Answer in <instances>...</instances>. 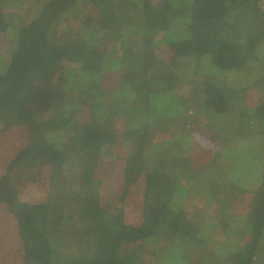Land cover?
<instances>
[{
    "label": "trees",
    "instance_id": "16d2710c",
    "mask_svg": "<svg viewBox=\"0 0 264 264\" xmlns=\"http://www.w3.org/2000/svg\"><path fill=\"white\" fill-rule=\"evenodd\" d=\"M21 1L0 0V123L26 138L0 159L6 264H264V0H26L32 18ZM160 122L164 143H148ZM72 154L87 165L76 187L31 203ZM117 156L105 206L98 175ZM157 234L178 245L152 258Z\"/></svg>",
    "mask_w": 264,
    "mask_h": 264
},
{
    "label": "rangeland",
    "instance_id": "374dc122",
    "mask_svg": "<svg viewBox=\"0 0 264 264\" xmlns=\"http://www.w3.org/2000/svg\"><path fill=\"white\" fill-rule=\"evenodd\" d=\"M16 4H17L16 10L19 11L18 15L19 14L22 15V17L24 18H30V17L32 18L35 15L36 11L39 10V4H36L33 1L23 0ZM9 12L16 13L15 10H10V9ZM82 14L83 11L81 5H78L76 8L70 11L68 16L69 19L67 20L69 22V27H67L68 25L65 24V27H67V29L64 30V34L67 36L66 38H70L72 40L75 38L77 39L81 38L82 36V34H80L81 32L77 33V30L72 28L76 27L75 25L76 24L78 25L79 21H82L80 17L82 16ZM4 39L5 38L0 35V44H3ZM262 101L263 100H253L252 104L249 105V107L254 106L257 104V102H262ZM232 117L233 116H231V118L228 121L232 122ZM154 125L155 123L150 127V132L147 134V138H146L148 140V143L151 144H154L157 141L163 142L162 141L163 130L166 128L165 125L161 122L159 124H156L155 126ZM174 127L175 125L172 126L171 129L173 130ZM237 129L238 128L234 126L232 128V132L230 133L233 134L232 136L229 137L230 138L229 140H232V142H234V137L242 136V134L245 133L244 130H240V129L237 130ZM195 130H197V128L193 129L192 131ZM25 139H26L25 133L20 128L13 127L10 129H6L4 127V124L0 123V159H3L4 156L11 157V155H13L15 151L20 150L25 145L26 142ZM210 139L214 140L215 138L210 136ZM233 145L239 147L241 146V142H238L237 144L233 143ZM196 146L199 147L197 144ZM125 154H126V150L125 153L122 155L123 159ZM119 155L121 156V154ZM70 157H72V160H74L75 163L70 162L69 164L64 166L62 176H53L51 179V183L49 182V185L43 189L44 193L37 194V196L35 195L36 197H34V199L31 198L32 199L31 203L35 201L39 202V200L45 202L46 199L50 198V196L48 195L49 192L58 193V192H63V190L66 187H71V186L76 187L77 183H79L80 181V178L83 177L82 174L84 169L87 168V165L85 164V162L83 163V161L79 159L80 156H78V154H72L70 155ZM121 164L124 163L119 159V156H117V159L114 158L108 159L103 165V168L101 170V175L97 174L98 178L101 181V187L98 195L101 198L102 205L106 206V204L112 203L113 201L111 200V194L114 193L115 190H118L120 187L121 180L119 177V173H120ZM47 167L51 168L50 166ZM163 185L160 187L157 184L155 189L151 191L147 190L148 201L155 203L159 201V198L157 196L158 195L157 190L162 189ZM152 187L153 186H151V188ZM137 196H138V191H135L134 193H132L131 197L129 196L130 198L128 197L125 203L122 205L123 209L129 214V217H127V222H131V223L136 222L135 210L136 208L139 207V203H138L139 196H138V200L135 202ZM195 203L196 202L187 201L185 199L182 203L184 204L183 211L185 212V214H187L188 220L192 219V217L195 214L199 215V213L194 210V208H196ZM198 208H202L203 209L202 212H205L208 215H210V211L205 204H201ZM240 208L241 210L239 209L238 216H241L244 214V212H246V208L244 205L243 207ZM158 235L159 234L154 236V239H152L151 242L149 243L153 245V248L149 251L152 258L153 257L155 258L156 251L158 252L159 250L162 253H165L167 250H170L171 248L178 245L177 241L173 240L172 238H163L162 236H158ZM13 237H14L13 223L9 221L8 213L6 212V210L2 206H0V264H6L8 257L11 254H14V252H9V250H11L12 248L11 244L13 243L12 242ZM144 246L148 247V244L147 243L143 244L142 247ZM149 248L150 247H148L147 250H149ZM197 254L198 251L194 250L192 252V255L190 254V258L194 260Z\"/></svg>",
    "mask_w": 264,
    "mask_h": 264
}]
</instances>
